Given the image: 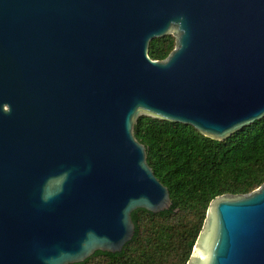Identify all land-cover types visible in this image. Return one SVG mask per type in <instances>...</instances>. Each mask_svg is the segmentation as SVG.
Listing matches in <instances>:
<instances>
[{"label": "water", "instance_id": "95a60500", "mask_svg": "<svg viewBox=\"0 0 264 264\" xmlns=\"http://www.w3.org/2000/svg\"><path fill=\"white\" fill-rule=\"evenodd\" d=\"M141 117L218 142L262 120L264 0H0V264L120 253L171 207ZM186 264H264V183L210 202Z\"/></svg>", "mask_w": 264, "mask_h": 264}, {"label": "trees", "instance_id": "16d2710c", "mask_svg": "<svg viewBox=\"0 0 264 264\" xmlns=\"http://www.w3.org/2000/svg\"><path fill=\"white\" fill-rule=\"evenodd\" d=\"M174 47L175 37L168 35L151 41L148 55L161 61ZM134 134L172 205L157 214L135 210L134 236L120 253L98 251L79 264H186L210 202L224 195H247L264 183V118L224 142L190 126L150 117L137 120Z\"/></svg>", "mask_w": 264, "mask_h": 264}, {"label": "rangeland", "instance_id": "374dc122", "mask_svg": "<svg viewBox=\"0 0 264 264\" xmlns=\"http://www.w3.org/2000/svg\"><path fill=\"white\" fill-rule=\"evenodd\" d=\"M171 35H172L173 37H175V35H174L173 33H172Z\"/></svg>", "mask_w": 264, "mask_h": 264}]
</instances>
